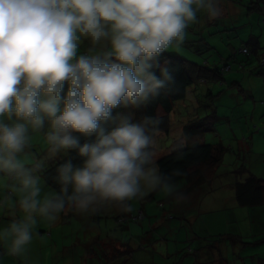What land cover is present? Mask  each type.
Segmentation results:
<instances>
[{"label":"clouds","instance_id":"9594fccd","mask_svg":"<svg viewBox=\"0 0 264 264\" xmlns=\"http://www.w3.org/2000/svg\"><path fill=\"white\" fill-rule=\"evenodd\" d=\"M221 13L220 0H0V174L9 181L0 208L23 214L0 230L10 255L27 264L37 217L53 223L66 207L130 212L132 201L156 191L186 199L173 181L181 170L164 174L156 163L159 119L134 123L112 113L166 89L174 77L157 58L183 44L198 14ZM109 121L115 126L106 131ZM74 132L95 134V142L80 145ZM37 135L46 146L41 159L26 152ZM67 149H78L83 165L60 166L59 193L41 195L37 173Z\"/></svg>","mask_w":264,"mask_h":264},{"label":"rangeland","instance_id":"374dc122","mask_svg":"<svg viewBox=\"0 0 264 264\" xmlns=\"http://www.w3.org/2000/svg\"><path fill=\"white\" fill-rule=\"evenodd\" d=\"M231 5L240 6L241 0H236L235 2L220 0L222 13L214 20L222 21L227 19L229 21H234L237 18L240 19V14L234 15L231 12L230 14L228 12L224 14L223 7H230ZM260 15L261 14L257 12L254 14V17L259 21L261 18ZM198 17H202L203 19L206 18L208 22H211V20L203 14H198ZM249 17H251V14L248 15L247 13L239 22L234 23L233 26L235 28L231 26V28L233 27L234 29L229 31L223 29L215 31L216 28L213 25H209L205 31H202L201 26L205 23L200 26L192 25L187 29L183 44L178 47L172 46L165 51L166 53H171L180 58L187 59L189 57L188 54H186L189 50L188 46L191 45L194 48L203 49V46H199V42H202L200 38L202 35L203 37L208 38L210 44H217L219 51L223 49V46L224 48H227L230 54H235V56L233 60L226 59V61L229 60V62H231L230 65L232 66V69L225 73V84L218 85L213 82V84L210 85L212 86L210 88H213L212 92L214 96L212 98L205 93L206 87L198 83L196 87L195 85L192 87H195L196 93L188 92L183 101L175 104L174 111L170 115V121L172 122L170 124H172V126L170 125L169 133L159 134L155 147L158 159L160 156L167 153L175 143L185 142V139L181 135V125L190 120L192 115L196 116V114H198L200 118H203L208 114H215L212 120L205 119L209 124L207 125L208 130L204 129L199 135L194 136V138H197L196 140L198 142L221 144L226 149V152L222 156V159L214 172L215 178L212 183L217 186L205 187L207 191L212 190L209 195L216 197L214 199L221 198L222 201L214 202L212 200L210 202L212 204L201 207V210L197 212L199 215L195 218L194 223L196 219L199 218L195 225L196 230L199 232H202V229H206L210 233H218L219 235H222V237L229 236L228 242H235L238 240L243 242L239 245L236 243L229 245L230 247L234 245L237 253L235 256H232L231 250L229 251L230 256L228 264H233L234 262L242 263V261H245L247 264H264V259H258L264 257V252H262L260 257L253 254L254 249L255 251H259L260 249L264 250V242H261L262 240L264 241V206L248 209L236 206L231 186H226V182L229 183L231 180L230 172L234 171L239 166H245L249 173L264 177V73L257 74L254 77L246 76L244 73H246L248 69H252V65L255 64L254 62H256V59H251L238 53V47L241 45H249V43H247L249 39L248 35L252 33V31H255L257 35L262 32L257 26L256 20H251ZM221 34L223 36L222 40L218 39ZM214 37H216V40ZM227 37H229L230 40L226 39ZM196 39L199 41L196 42ZM260 40H262L261 37ZM228 42H232L235 50L225 46ZM261 45L264 46V41L261 42ZM80 49L81 47L78 49L79 52L81 51ZM204 50L205 48L200 53H195L200 61L208 62L209 60H212V57L214 59L208 63L209 65H221L222 58L220 54L218 55V53L213 50ZM190 51L193 52V49ZM260 53L259 50L258 54ZM195 55L193 53V56L196 58ZM262 57H264V54H262ZM240 65H243L244 72L241 70L238 71L237 68L240 69ZM231 80L238 82L230 83ZM37 139H39L38 135L35 136V141H37ZM33 148L35 149L36 146ZM39 149L40 148L38 147V150ZM26 152L29 151L26 150ZM43 157L44 155L40 156L39 159ZM48 160L51 162V159ZM48 160L45 161L44 168L48 164ZM39 172L37 175L40 177ZM242 175H245L246 177L247 174L243 173ZM40 181L42 182L41 177ZM220 184H222V186H218ZM41 195H44L43 191ZM152 195V199L149 201H147V196H145L143 199L131 202V207H133V211L135 210L134 212L141 211L142 209L139 207L143 206L145 218L138 223L129 222L128 226L130 229H138L140 233H143L150 228L147 221H151L152 225H155L156 221H158L157 218L161 216V214L157 207V202L160 199H164L165 196L158 191L152 192ZM1 199H3V197H1L0 200ZM114 211L122 212V209L117 205L105 204L95 213L91 211L80 213L74 209L71 210L70 213L73 215L82 214L85 218L90 220V223L97 224L99 221L97 217L102 218L110 216L111 218H114L112 215ZM3 218H12V221H19L23 219V214L20 213L18 208L16 209L14 216L9 214L8 209L0 208V230L6 228V224L3 223ZM38 218L39 217H37V221ZM40 221L45 222L46 220L40 219ZM67 221L69 222L62 224L59 232H56L55 230L49 232L48 229L45 230L43 228L39 229L37 224L34 226L33 240L28 246L27 264H71L73 261V253H71V251L77 249L78 244L76 243L78 242V237L82 238V243L85 241L89 243L87 250L90 251V253H96L99 248L97 244L89 240V232L87 231L88 226L81 228V231L77 232L81 222L75 219V216H71ZM113 222L115 223V221ZM113 222L111 220L108 221L109 224ZM143 224L146 228H142ZM45 225L47 224L44 223V226ZM171 226L173 232L178 230L176 219L172 221ZM154 227L155 229L158 228L156 231L159 233L168 232V229L161 226L160 223ZM40 230L43 232H40ZM117 231H119V229H117ZM48 233L51 234L49 235ZM120 233L121 232H117V234ZM122 234H124V231ZM219 235L212 238L219 239ZM234 235L238 237L240 236L241 238L234 239ZM86 237H88V239H86ZM258 240L261 241L258 242ZM0 246L2 248L0 264H26L24 258H18L9 254L8 245L0 242ZM76 252L77 250L75 253ZM75 253V264H78ZM255 253L258 254V252Z\"/></svg>","mask_w":264,"mask_h":264},{"label":"trees","instance_id":"16d2710c","mask_svg":"<svg viewBox=\"0 0 264 264\" xmlns=\"http://www.w3.org/2000/svg\"><path fill=\"white\" fill-rule=\"evenodd\" d=\"M227 1H233L235 2L236 0H227ZM244 1V3H242ZM226 4V3H225ZM223 7V6H222ZM263 7V8H262ZM235 8V9H234ZM224 14L230 12L232 14L236 13V9L238 10H244V15L248 13H251V17L254 16L255 13L259 12L261 15V18L259 20V24L264 26V0H241V5L236 6V5H231L230 7H223ZM235 10V12H234ZM235 15V14H234ZM244 15L240 14V19L244 17ZM238 19V18H237ZM239 19V20H240ZM229 20H222V21H215L214 19L211 20V22H208L206 18H199V23L194 24V25H202L201 30L205 31L206 28L209 25L215 26V31H219L221 29L227 30L224 28L223 22H227ZM230 22H233L231 20ZM263 23V24H262ZM234 24V23H233ZM233 28V27H232ZM231 26L228 29H231ZM196 30V29H194ZM199 32V31H198ZM201 32V31H200ZM264 31L259 33L260 37L262 40H260L259 35L253 36L252 33H250L249 39L247 43L249 45H241L238 47V53L245 55L246 57H249L251 59H256L255 64L252 65V69H248L246 73H244L246 76H252L254 77L257 74L264 73V57H262L263 53V48L264 46L261 45V42L264 41L263 37ZM222 34L219 35L218 39L222 40ZM201 41L199 42V46H203V49L205 48L204 51L208 50H213L218 53V55H221L222 62L220 64H214V65H209L208 63L212 61L214 58L211 57L212 60H209L208 62L206 61H200L199 58L195 55V53H200L203 51L201 48H194L191 45L188 46L189 50L186 52L188 54L187 59L180 58L177 55L171 54V53H162L158 58V62L161 66H166L169 71L172 73L174 77V81L166 88L162 89L160 94L154 98H151L149 102H147L145 105H142L138 108H133V107H118L116 109H113V116L116 117L118 115H124V116H131L132 122L134 123H139L141 122L145 117H156L159 119L160 123L158 125L159 130H160V135L161 134H168L170 130V125L172 126V123L170 121V115L173 113L175 104L177 102L183 101L188 92L191 93H196L195 87L200 83V85H203L205 88V93L207 95H210L211 98L214 96L212 89L210 88L211 84L216 83L218 85H223L225 84V73L227 71H230L232 69V66L230 65L231 62H229L230 59H234L235 54H230L227 50V48H224L222 46V50L219 51V48L217 47V44H210L208 42V38L203 37L201 35ZM216 40V37H214ZM226 39L230 40L229 37ZM198 42L199 40L196 39ZM193 42V41H191ZM244 43V41L242 40ZM203 43V44H202ZM225 46H228L232 50H235L234 45L231 43H227ZM81 51L80 53L83 54L87 51L89 47V43L87 40L83 41V43L80 45ZM207 48V49H206ZM193 49V52L190 50ZM201 49V50H200ZM260 50V54H258V51ZM172 52V51H171ZM196 56V58L193 56ZM214 54V53H212ZM226 59H229L226 61ZM200 61V62H199ZM214 62V61H213ZM241 64V63H239ZM239 67V66H238ZM257 68V70H256ZM238 71H243L244 72V67L243 65H240V69L237 68ZM156 73V75L159 76V68H154L153 69ZM256 70V71H254ZM219 82V83H218ZM238 81L231 80L230 83H236ZM195 85L194 88H192ZM69 85L67 83L64 84V87L61 91V96L65 97L67 90H68ZM210 99V98H209ZM264 103V100H263ZM215 114H208L203 118H200L198 114L192 115L191 119L182 124V137L185 139L184 143H175L174 146L165 154L160 156L157 160L156 163L159 166V170L161 173L164 174H170L174 170H181L183 173L181 176H174L173 181L177 185L178 189L181 190L186 199H192L194 198L193 196H197V194H200L203 188L204 184L212 183V181L215 178V168L218 166L220 163L222 156L226 152V149L221 145V144H207L204 142H189L191 139V136H197L199 133H201L204 129L208 130L209 125L207 123V119L212 120L214 118ZM206 119V120H205ZM115 126L114 122L109 121L106 122L103 127L105 128L106 131H111L112 128ZM47 129V122L45 123V129ZM178 132V130H177ZM73 136H76L79 140V144L83 145L84 143H93L95 142V134L92 136H83L79 133H72ZM39 139L35 141V136L33 138V146L28 150L29 154L35 157L36 159H39L40 156L46 155V146L43 142L42 136L38 135ZM36 146L34 149L33 147ZM38 147L40 148L38 150ZM39 151V152H38ZM85 158L81 157L78 155V149H67V150H62L61 152L57 153V155L50 160L47 161L46 167L40 170L39 174L40 177L42 178V191L43 193H51V192H56L59 193L61 185L58 182V172L57 169L65 164L66 162H70L74 168L81 167L83 165ZM231 175H233V183L231 184V189L233 193V197L236 203V206L243 207V208H255V207H261L264 206V177L262 176H256L252 173H249L247 171V167L245 166H239L237 167L234 171L230 172ZM241 173V174H239ZM243 173H246L245 175H242ZM9 183V181L5 180L0 174V198L4 197L5 193L7 192L6 184ZM69 192H71V188H69ZM210 194V193H209ZM152 192L147 195V201L152 199ZM213 197V196H212ZM185 199V200H186ZM2 200V199H1ZM13 200H15V197H13ZM176 201L172 197H165L164 199H160L157 202V207L159 209V212L161 216L163 213H165L167 208H170V205ZM205 202V201H204ZM167 204V205H166ZM141 209V208H140ZM7 210V209H6ZM72 208L66 207L65 210L61 213H59V216H65L70 215L74 216L71 214ZM135 211V210H134ZM131 210L130 212L122 213V214H117L116 216L114 215L112 218L113 221L115 220L116 223V230L119 229V232H121L129 222H140V221H132L129 219V214L131 212H134ZM199 210H196L192 215L186 216L184 212L182 211H177V212H170L165 215V219H160L158 220L155 225H150L151 228L148 231H145L142 236H139L138 242H137V249L142 251L145 249L144 245V238L145 237H151L152 234V239L153 243L156 245H161V243L164 241L162 237L159 238V235L157 234V229H155L154 226H156L158 223L163 226L165 223L171 222L176 219L178 226L184 231L188 232L189 230L187 227H192L195 226L196 223L198 222L199 218L196 219L195 223L194 220L199 215L197 212ZM143 213L145 215V212L143 210ZM159 214V215H160ZM64 216L63 220L61 221V224L67 222L66 217ZM159 216V217H161ZM69 218V217H68ZM5 223V227H7L11 221L12 218H3ZM42 218H38L37 221V226L40 228L43 227H48L47 221L43 222L40 221ZM143 221V220H141ZM69 222V221H68ZM45 224V226H43ZM160 227V226H158ZM45 229V228H43ZM178 230H180L178 228ZM40 232H43L40 230ZM189 234V233H188ZM154 236L156 238H154ZM191 238L193 237L192 235L190 236ZM234 239H240L241 237L234 235ZM232 238V239H233ZM221 239V240H220ZM229 236H223L220 235L219 239L220 243L217 245H214V253H217V257H214V260H210L206 264H223L220 261V258L226 262L225 258H222L220 256L221 251H226L224 244L230 245L232 243H237L242 241H235V242H228ZM217 240V239H216ZM120 241V240H117ZM261 240H258L260 242ZM262 243L264 242L263 240L261 241ZM124 246H127L128 249L130 250L131 247L127 243H123ZM99 247V245L97 244ZM120 247V246H119ZM118 247V248H119ZM213 247V246H212ZM230 247V246H229ZM209 248V247H208ZM231 248V247H230ZM118 250V249H117ZM2 252V248L0 246V255ZM195 254V252L192 249H185L184 253L181 254L183 257L184 256H191ZM194 256V255H193ZM220 256V257H218ZM263 258H260V260H263ZM220 261V262H219Z\"/></svg>","mask_w":264,"mask_h":264},{"label":"crops","instance_id":"0c3cea01","mask_svg":"<svg viewBox=\"0 0 264 264\" xmlns=\"http://www.w3.org/2000/svg\"><path fill=\"white\" fill-rule=\"evenodd\" d=\"M242 3H244V1H242ZM236 11L237 12L234 14L244 15V10L236 9ZM234 12H235V10H234ZM249 14H251V13H249ZM244 17H245V15H244ZM249 18L251 20H256L257 26L262 31H264V26L259 24L260 22L258 21L257 18H255L254 16L249 17ZM240 20L236 19L233 22L227 21L225 23L223 22L222 24H224L223 25L224 28H226L227 30H231L228 28L230 26H233V23L239 22ZM234 28H232V29H234ZM257 32L259 33L258 30H257ZM252 35L256 36V37L258 36L255 33V31H252ZM259 37H260V35H259ZM196 139L197 138H194V136L193 137L191 136V139L189 140V142H191V143L198 142ZM232 177H233V175H231L230 182L229 183L226 182V186H232L231 184L233 183V178H234V177L233 178ZM206 186H217V185H213V183L204 184L202 190H200L201 191L200 194H197V196L196 195L193 196L194 198H192L191 200L186 199V200H183L181 202L174 201L170 205V208L166 209L168 211L163 213V215L161 217H158L157 219L158 220H160L162 218L165 219L164 217L167 213L177 212V211H182L185 213L186 216H190L196 210H201V207L206 206L208 204H212V203H210L212 200L214 202L222 201L221 198L214 199L216 197H214V196L212 197V195H209V193L212 190L207 191L205 189ZM218 186H222V184H220ZM131 208H133V207H131ZM139 208L144 210L143 206H141ZM118 213L124 214L126 212L123 210H122V212L114 211V213H112V215L116 216ZM64 216H65V214H64ZM64 216H59V218L53 223L47 222V223H49L47 225L48 227L45 226L43 228H45V230L48 229L49 232H53L54 230L56 232H59L61 230V226H62L60 221L63 220ZM74 216H75V219H77L79 222H81L77 232H80L81 228L88 226L87 231L89 232V237H90L89 240L95 244H98L99 249L96 251V253L95 252L90 253V251L87 250L89 243H87L86 241L82 243V238L78 237V239H77L78 242L76 243V244H78L77 249H76L77 252L75 253L76 250L71 251V253H73V258H72L73 261L71 262V264H75L74 253L77 256V263L78 264H206L211 259L214 260V257H217V255H216L217 253H214V245H217L218 243H220V240H221V239L218 240L217 238H215V239L212 238L214 236L219 235L218 233H216V234L210 233L206 229H202V232H199L196 230L195 226L187 227V229L189 230L188 232L182 231V229L178 226L177 228H179L180 231L175 230V232H173L171 229L172 223L168 222V223H165L163 225L164 227H166L168 229L167 233L157 232V234L159 235V238L162 237L164 239V241L161 243V245H156L155 243H153V239H152L153 236L151 234V237H149V238L145 237L144 238L145 249L140 251L137 249V242L139 239L138 237L142 236L143 233H145V231L143 233H140V231L138 229L132 230L127 225V227H125L121 231L120 234H117V232H119V231L116 230V228H117L116 223L113 222V220L110 216L102 217V218L97 217V219L99 220L97 222V224L90 223V220L85 218V216L82 214H77ZM65 217H66L65 219H68V217L70 218V215H66ZM109 220H111L113 223L109 224L108 223ZM65 223H66V221H65ZM147 223H148L149 227L151 228V226H152L151 221H147ZM142 228H146L144 224H143ZM149 229H147V230H149ZM128 230H129V232H128ZM123 231H124V234H122ZM62 233H63V229H62ZM48 234L50 235L51 233H48ZM191 235L193 236L192 238L190 237ZM154 238H156V237L154 236ZM86 239H88V237H86ZM117 240H120V241H117ZM123 243H127L131 247V249L129 250L127 246L123 245ZM236 244L239 245V244H241V242H237ZM224 247H225L226 251L225 250L221 251L219 255L222 256V258H225L226 262L223 261L221 258H220V261L223 264H228L229 263V256H230L229 251L231 250L232 256H235L237 251H236V248L234 245L231 246V248H230L227 244L226 245L224 244ZM188 248L192 249L195 252V254H193L194 256L193 255H191V256H187V255L184 256L183 255V257H180V256H182L181 254L184 253L185 249H188ZM255 252H258V254H256ZM262 252H264V250H261V249L259 251H255V249L253 250V254L258 255L259 257L262 255ZM240 254L242 255L241 252H240ZM220 256H218V257H220ZM258 259L260 260V258H258ZM240 263L234 262L233 264H240ZM217 264H220V263H217ZM241 264H247V263L245 261H242ZM248 264H254V263H248ZM259 264H262V263H259Z\"/></svg>","mask_w":264,"mask_h":264},{"label":"built area","instance_id":"2783aa9c","mask_svg":"<svg viewBox=\"0 0 264 264\" xmlns=\"http://www.w3.org/2000/svg\"><path fill=\"white\" fill-rule=\"evenodd\" d=\"M145 218V215L143 213V211H136V212H131L129 214V219L132 220V221H141Z\"/></svg>","mask_w":264,"mask_h":264}]
</instances>
